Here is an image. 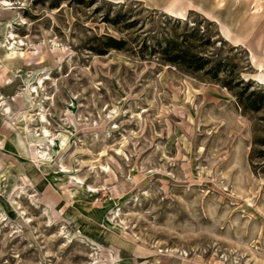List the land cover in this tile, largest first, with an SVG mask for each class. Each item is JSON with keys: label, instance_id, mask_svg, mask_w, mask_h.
<instances>
[{"label": "rangeland", "instance_id": "374dc122", "mask_svg": "<svg viewBox=\"0 0 264 264\" xmlns=\"http://www.w3.org/2000/svg\"><path fill=\"white\" fill-rule=\"evenodd\" d=\"M54 1L0 0V264H264V107L138 52L186 23L264 89V0Z\"/></svg>", "mask_w": 264, "mask_h": 264}, {"label": "trees", "instance_id": "16d2710c", "mask_svg": "<svg viewBox=\"0 0 264 264\" xmlns=\"http://www.w3.org/2000/svg\"><path fill=\"white\" fill-rule=\"evenodd\" d=\"M60 0L54 1L52 7L58 8ZM119 13L111 16L106 13L103 21L111 26H117L120 17ZM176 22L175 25H180L179 19H172ZM135 24V21H128L125 28L128 29ZM206 38V39H205ZM129 42L124 38H117L112 35H95L93 42L88 49L96 54H105L111 49L126 50ZM209 38L205 37L204 31L196 27H188L185 23L184 29L180 33L163 31L160 37H156L151 45H147L144 39L140 45L138 52L143 55L147 51L149 55H157L160 60L175 66L176 68L188 73L203 72L209 78L218 79L219 74H225L224 79H220L221 84L227 89L234 92L239 105L244 110L258 111L264 107V89L254 87L253 82L244 83L242 80H237L235 83L232 80L233 66L228 67V61L223 58H215L212 54L201 51L205 44H209ZM235 86H241L235 91ZM258 144L262 147L259 152V157L264 159V137L258 139ZM264 170V162L260 164Z\"/></svg>", "mask_w": 264, "mask_h": 264}]
</instances>
